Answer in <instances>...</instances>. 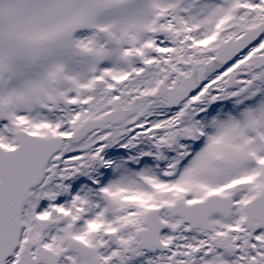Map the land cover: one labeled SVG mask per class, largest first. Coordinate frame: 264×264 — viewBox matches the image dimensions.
I'll return each instance as SVG.
<instances>
[{"label":"snow or ice","instance_id":"snow-or-ice-1","mask_svg":"<svg viewBox=\"0 0 264 264\" xmlns=\"http://www.w3.org/2000/svg\"><path fill=\"white\" fill-rule=\"evenodd\" d=\"M0 264H264V0H0Z\"/></svg>","mask_w":264,"mask_h":264}]
</instances>
